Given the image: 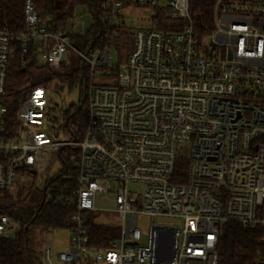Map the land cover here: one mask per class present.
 <instances>
[{
    "label": "built area",
    "instance_id": "2783aa9c",
    "mask_svg": "<svg viewBox=\"0 0 264 264\" xmlns=\"http://www.w3.org/2000/svg\"><path fill=\"white\" fill-rule=\"evenodd\" d=\"M198 1L207 2L203 17ZM38 2L23 0L20 29L0 25V100L17 55L22 67L33 60L56 73L69 52L87 99L80 138L65 136L76 111L52 103L51 91L66 86L59 79L29 89L12 110L0 103L1 194L16 197L33 176L46 186L60 174V152L72 150L76 187L54 185L49 197L71 212L66 227L40 231L42 263L219 264L221 228L234 221L260 230L264 264V0H92L65 22L42 20ZM123 30L133 46L113 64L111 43L129 40ZM107 193L111 212L95 205ZM109 213L119 232L101 248L93 225ZM168 219L177 225L159 222ZM20 230L0 213V238Z\"/></svg>",
    "mask_w": 264,
    "mask_h": 264
},
{
    "label": "trees",
    "instance_id": "16d2710c",
    "mask_svg": "<svg viewBox=\"0 0 264 264\" xmlns=\"http://www.w3.org/2000/svg\"><path fill=\"white\" fill-rule=\"evenodd\" d=\"M92 0H39L38 9L42 20L51 19L55 22H65L74 16L79 8L91 9ZM207 2H194L196 12L203 17V5ZM6 24L12 30H18L23 24V0H0V25ZM86 44V40H81ZM79 43V41L77 42ZM82 72L74 70L70 74L49 72L47 68L35 66L33 60L22 67L20 55H17L10 68L7 93L0 103L10 110L17 107L29 89L44 85L51 88L52 82L59 79L69 84L73 89L80 81ZM87 99L80 100V106L71 105L68 115L76 111L74 127L68 128L65 136L74 138L82 136L86 120ZM14 111V110H13ZM75 127H77L75 129ZM73 129L76 135L72 134ZM71 149L60 152L61 171L53 177L46 186L35 182L30 187H21L16 197L8 193H0V213L7 214L20 223V233L15 238H0V264H43L40 257V243L37 239L40 231L53 230L67 226V216L71 212L65 207H58L49 202L53 186L60 184L66 190L75 188V169L70 162ZM48 186V190L45 188ZM45 197L46 201L41 206ZM96 243L101 248H108L111 239L119 232L117 223L110 221L103 225H93ZM262 233L258 229H246L234 221L225 222L221 228L218 241L219 264H260L258 253L261 250Z\"/></svg>",
    "mask_w": 264,
    "mask_h": 264
},
{
    "label": "rangeland",
    "instance_id": "374dc122",
    "mask_svg": "<svg viewBox=\"0 0 264 264\" xmlns=\"http://www.w3.org/2000/svg\"><path fill=\"white\" fill-rule=\"evenodd\" d=\"M121 35L128 37L129 40L128 42H123L122 40H118L117 42L111 43V51L113 53V59H112L113 64L125 63L127 61L128 53L131 51L133 46V37L130 35L129 30H123ZM123 51L127 53L124 54ZM78 68H79L78 57H76L75 53L69 52L66 54L64 66L58 72L61 73L62 75L70 74V72L77 70ZM81 91L82 89L80 88L79 83H77V85L73 89H71L70 85L67 83L63 91L61 92L59 90L56 91L54 88L51 91L50 96L53 105H59L60 108L66 109L72 104L78 103L80 97L81 99L83 98L81 96L82 93ZM56 176H58V174ZM22 177L23 178L21 179V182L30 180L25 175H22ZM33 179H34V183L36 182L38 185L43 181L42 178H39L37 176H33ZM48 181H50V179H48ZM130 188L135 190V189H139L140 187L130 186ZM19 190L20 188L17 189V192ZM95 205L98 209L102 211H110V212L114 211L116 208L115 196L111 193L101 194L96 198ZM102 220L103 221L110 220L114 222L116 220V215L114 213L104 214ZM159 222L168 226H176L178 223L177 220H173V219L161 220ZM148 226H149V221L146 218L141 217L139 219V227L142 231L144 239L146 238ZM67 237H68V232L64 230L54 233L53 235L54 249L55 250L62 249L63 241H65Z\"/></svg>",
    "mask_w": 264,
    "mask_h": 264
},
{
    "label": "water",
    "instance_id": "95a60500",
    "mask_svg": "<svg viewBox=\"0 0 264 264\" xmlns=\"http://www.w3.org/2000/svg\"><path fill=\"white\" fill-rule=\"evenodd\" d=\"M45 191H46V189H45ZM44 202H45V197H43V201L41 203V206L44 204Z\"/></svg>",
    "mask_w": 264,
    "mask_h": 264
}]
</instances>
